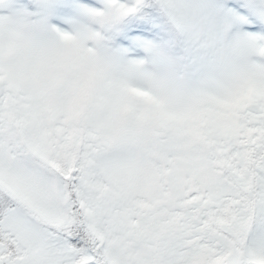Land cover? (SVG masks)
I'll return each instance as SVG.
<instances>
[{"label": "snow or ice", "instance_id": "obj_1", "mask_svg": "<svg viewBox=\"0 0 264 264\" xmlns=\"http://www.w3.org/2000/svg\"><path fill=\"white\" fill-rule=\"evenodd\" d=\"M0 264H264V0H0Z\"/></svg>", "mask_w": 264, "mask_h": 264}]
</instances>
